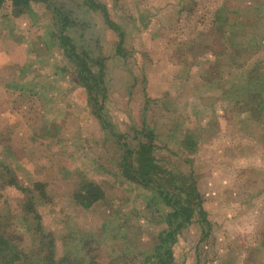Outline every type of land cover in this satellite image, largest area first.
<instances>
[{"label":"rangeland","instance_id":"1","mask_svg":"<svg viewBox=\"0 0 264 264\" xmlns=\"http://www.w3.org/2000/svg\"><path fill=\"white\" fill-rule=\"evenodd\" d=\"M48 1L74 13L77 24L66 32L81 56L103 60V113L124 142L137 147L152 132L159 163L197 180L210 233L203 237L198 220L183 229L175 264H264L262 95L224 100L223 89L201 78L218 63L215 51L229 44L215 30L219 12L246 27L257 50L251 69L264 74V0H96L123 39L86 0ZM32 7L20 16L12 0L0 8V58L21 43L15 56L27 55L20 64L0 59V160L18 179L0 190V231L38 259L42 234L26 213L25 188L40 182L46 196L36 194L35 210L56 257L84 256L81 241L94 237L102 264L141 261L165 225L150 222L148 193L125 182L123 150L65 56L52 9L43 1ZM90 65L99 75V65ZM237 80L224 77L220 86ZM187 133L196 137L193 150L183 143ZM83 176L106 190L90 208L75 199Z\"/></svg>","mask_w":264,"mask_h":264},{"label":"trees","instance_id":"2","mask_svg":"<svg viewBox=\"0 0 264 264\" xmlns=\"http://www.w3.org/2000/svg\"><path fill=\"white\" fill-rule=\"evenodd\" d=\"M36 1H43L52 9L55 20L60 29V43L67 59L75 65L77 77L80 83L89 91V99L94 102L97 117L100 119L103 128L108 130L116 138L117 143L123 150L121 158L122 176L125 182L136 184L144 189L148 195L146 199L145 210L150 214L149 220L152 223H162L165 227L158 233V242L151 250L145 253L141 261H129L124 264H175L173 246L178 240L180 232L198 220L203 227V237L210 233L211 224L208 219L207 210L204 207V197L201 193L197 180L192 173L170 170L159 163L155 155V145L153 143L154 134H147L148 141H140L137 147L130 146L124 142L123 136L115 131V128L107 120L103 113L102 101L106 96V90L102 89L100 83H104L102 76L105 67L103 60H96L84 57L78 52L73 37L67 34L69 28H74L77 22L72 17V12L65 11L64 8L52 4L48 0H12L13 13L20 16L30 12L32 4ZM5 0H0V8L4 6ZM85 5L91 9H100L106 19L107 25L117 31L124 38L125 31L121 26L110 19L106 7L96 0H86ZM217 24L215 30L220 33V37L228 40V45L223 46L226 51L216 52L218 63L213 66L211 75L201 76L204 82L211 86L223 89L222 99L232 102H238L246 98L247 94L262 95L259 102V108H264V74L256 72V68L251 67L256 63L257 50L245 39V26L230 21L219 12L216 16ZM244 34V37L242 35ZM121 39V40H122ZM122 43V41H121ZM120 43V44H121ZM98 64L100 72L96 75L91 62ZM214 65V64H212ZM212 67V66H211ZM229 68V69H227ZM250 69L252 73L250 72ZM227 78H238L236 83L229 87L220 81ZM21 84L15 85L20 88ZM103 96L100 99V93ZM184 145L193 150L197 146L196 137L190 133L186 134L183 141ZM16 172L14 169L0 160V190L7 186L18 184ZM29 194L26 201L25 210L32 221H35V230L42 234L40 238L39 257L32 260L33 254L29 247L18 244L10 240L5 233L0 231V264H102L99 257V244L94 237L84 238L82 247L86 250L85 255H65L56 257V243L43 232L40 223V216L35 210L36 194L45 195V187L42 183L36 182L33 188H25ZM33 193V194H32ZM1 196V194H0ZM75 199L77 203L86 208L92 207L99 201L106 199V190L99 184L90 180L86 176L81 178V184L75 190ZM163 210V211H161ZM120 229V228H119ZM49 239H45V238ZM101 244V243H100ZM88 257V258H87ZM30 261L32 263H30ZM111 264H114L112 262ZM118 264V263H116Z\"/></svg>","mask_w":264,"mask_h":264},{"label":"crops","instance_id":"3","mask_svg":"<svg viewBox=\"0 0 264 264\" xmlns=\"http://www.w3.org/2000/svg\"><path fill=\"white\" fill-rule=\"evenodd\" d=\"M19 49H22V51L25 49L24 43L18 44V46L11 51V56H9V54H6L5 56L3 55L0 58L2 60V62H3L1 64H4V62H5V65H6V63L7 64H20V63H24V61L26 59V56H27L26 54H24V52L21 53V57H16L17 54L15 56V51L17 52ZM13 52H14V54H13Z\"/></svg>","mask_w":264,"mask_h":264}]
</instances>
